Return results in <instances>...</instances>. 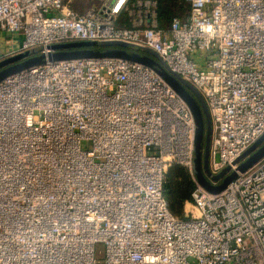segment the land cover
I'll use <instances>...</instances> for the list:
<instances>
[{
	"label": "built area",
	"instance_id": "2783aa9c",
	"mask_svg": "<svg viewBox=\"0 0 264 264\" xmlns=\"http://www.w3.org/2000/svg\"><path fill=\"white\" fill-rule=\"evenodd\" d=\"M183 1L162 26L159 0H0V62L70 41L154 51L209 108L212 175L237 173L199 182L195 116L160 67L46 58L0 80V264H264V156L240 170L264 135V0ZM176 165L195 182L183 215Z\"/></svg>",
	"mask_w": 264,
	"mask_h": 264
},
{
	"label": "water",
	"instance_id": "95a60500",
	"mask_svg": "<svg viewBox=\"0 0 264 264\" xmlns=\"http://www.w3.org/2000/svg\"><path fill=\"white\" fill-rule=\"evenodd\" d=\"M110 48L106 50L95 49L97 44L92 41H70L57 43L51 46L53 52L48 55L39 54L29 56L30 52L19 54L14 57L7 58L0 62V80L5 77L19 72L30 66L42 63L46 58L51 60L90 58V57H121L132 61L144 63L152 67H160V74L166 81L187 101L190 105L196 120V143H195V170L199 182L212 192L222 191L233 179L219 174L214 176L215 179L223 177V183L214 186L203 172V152L205 150V160L207 158L208 148L210 145V135L212 132V120L209 108L202 94L190 83L185 81L180 75L172 74L161 66L159 57L154 51L147 54H139L131 52V44L126 42H108L104 43ZM264 135L251 146L241 158L248 159L240 165V170H246L250 165L264 156ZM205 145V148H204ZM207 163V162H206ZM229 170V169H228ZM225 173V172H224Z\"/></svg>",
	"mask_w": 264,
	"mask_h": 264
},
{
	"label": "trees",
	"instance_id": "16d2710c",
	"mask_svg": "<svg viewBox=\"0 0 264 264\" xmlns=\"http://www.w3.org/2000/svg\"><path fill=\"white\" fill-rule=\"evenodd\" d=\"M187 10L185 2L183 0H159V20L162 26L168 25L171 21L172 17L176 15L178 9ZM110 47L105 46L104 44L97 45L95 49L99 50H106ZM145 54V53H144ZM170 181L165 182V194L169 199L171 209L178 215H181L178 211V208L181 206L183 201L191 199V192L195 187V182H193L192 178L188 174L187 170L180 165L174 166L169 174ZM178 180L182 181V187L178 188V190H174L175 183L171 180ZM178 197H174V196ZM183 215V214H182Z\"/></svg>",
	"mask_w": 264,
	"mask_h": 264
},
{
	"label": "rangeland",
	"instance_id": "374dc122",
	"mask_svg": "<svg viewBox=\"0 0 264 264\" xmlns=\"http://www.w3.org/2000/svg\"><path fill=\"white\" fill-rule=\"evenodd\" d=\"M97 0H77V8H79V9H86L87 7H89L90 5H92L93 3H95ZM178 15H186L187 14V12H186V10H182V9H178L177 10V12H176ZM14 42L16 43V45H17V43H20L21 42V40L20 39H18V38H15L14 39ZM210 141H211V135H210ZM209 147H210V145H209ZM204 148H205V145H204ZM207 162V163H206ZM203 172H204V174H205V176H207V178L210 176V177H214V175H212V173H211V171H210V167H209V148H208V153H207V158H206V160H205V150H204V152H203ZM225 172V173H224ZM227 173V175L226 176H228L229 178L228 179H234L235 177H236V175H237V173L235 172V171H232V172H228V168H226L225 170H223L222 172H221V174H223L222 176H224L225 174ZM191 178V177H190ZM170 179V177H168L167 178V181H170L169 180ZM172 182H174L175 183V189L174 190H178V188H180V187H182V181L180 180V179H178V180H174V179H172L171 180ZM211 181V180H210ZM223 181L224 180H222L221 181V183L219 184V185H221L222 183H223ZM194 182V181H193ZM212 183V182H211ZM219 185H214V186H219ZM175 198L176 197H178V196H174ZM187 201V200H186ZM186 201H183L182 203H181V206L178 208V212L182 215V214H184V208H185V204H186ZM174 211H176V209H173ZM99 252H102V250H103V246L102 245H100L99 246ZM101 255H102V253H101Z\"/></svg>",
	"mask_w": 264,
	"mask_h": 264
},
{
	"label": "crops",
	"instance_id": "0c3cea01",
	"mask_svg": "<svg viewBox=\"0 0 264 264\" xmlns=\"http://www.w3.org/2000/svg\"><path fill=\"white\" fill-rule=\"evenodd\" d=\"M87 9V8H86ZM80 10H83V9H80ZM85 10V9H84ZM144 16H146V15H144ZM134 19H133V16H132V18L131 17H128V15H124V17H123V22H124V24H126V25H130L131 23H132V21H133Z\"/></svg>",
	"mask_w": 264,
	"mask_h": 264
}]
</instances>
